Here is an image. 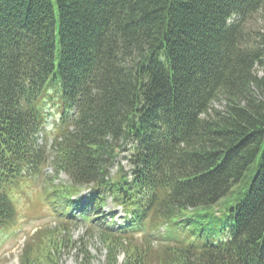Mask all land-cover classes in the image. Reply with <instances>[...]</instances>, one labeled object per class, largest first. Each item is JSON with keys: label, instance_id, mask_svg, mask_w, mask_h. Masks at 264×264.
Here are the masks:
<instances>
[{"label": "trees", "instance_id": "trees-1", "mask_svg": "<svg viewBox=\"0 0 264 264\" xmlns=\"http://www.w3.org/2000/svg\"><path fill=\"white\" fill-rule=\"evenodd\" d=\"M38 178L65 229L21 264L78 222L105 264H264V0H0V232Z\"/></svg>", "mask_w": 264, "mask_h": 264}, {"label": "rangeland", "instance_id": "rangeland-1", "mask_svg": "<svg viewBox=\"0 0 264 264\" xmlns=\"http://www.w3.org/2000/svg\"><path fill=\"white\" fill-rule=\"evenodd\" d=\"M223 105L224 103L221 101L214 103V107L217 109H223ZM126 154V151L122 152L118 159L120 163L125 165L126 169H129L130 166L125 157ZM257 164H259V161L253 165L248 175L256 173L258 168ZM117 170L118 165H115L112 169V173H116ZM50 171L47 170V173L51 174ZM60 178L67 180L68 176L62 173ZM48 182L49 181L45 178H38L36 182L27 189L26 194L17 196L16 205L18 218L12 228L0 232V264H21V255L26 242L41 228H44V231H52L55 229L52 232L57 234V236H61L59 232L62 231V228L63 230L65 229L64 225L66 219L58 217V213L54 211L46 202L45 198H43V188ZM110 201L109 199V202ZM107 208H109V206ZM118 211H121L120 207ZM195 225L196 222H192L186 227L176 229V231L179 230V237L185 242L190 241L192 236H194L193 229ZM170 231H172V229H169L167 233ZM62 237L64 241H66V246L62 248L59 264H79L82 251L86 248L93 256V264L106 263L107 250L98 236H92L90 230L87 229L86 223L78 222V224L73 225L70 230H65L64 236L62 234ZM123 258L124 254H121L120 260L122 261Z\"/></svg>", "mask_w": 264, "mask_h": 264}]
</instances>
